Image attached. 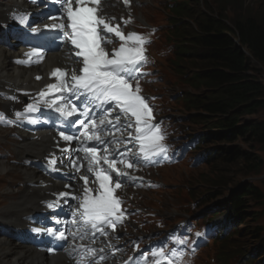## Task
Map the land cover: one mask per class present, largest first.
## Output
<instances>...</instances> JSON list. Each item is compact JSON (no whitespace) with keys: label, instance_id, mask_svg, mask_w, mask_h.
I'll return each instance as SVG.
<instances>
[{"label":"snow or ice","instance_id":"1","mask_svg":"<svg viewBox=\"0 0 264 264\" xmlns=\"http://www.w3.org/2000/svg\"><path fill=\"white\" fill-rule=\"evenodd\" d=\"M52 2L59 5L60 15L49 17L51 23L44 24L42 28H33L31 31L43 33L46 30L49 34H63L65 42H70L74 46L75 51L71 55L75 59L76 67L71 72L59 67L54 69L50 76L55 78V82L47 84L40 90L39 99L26 104L23 111L16 112L15 120L8 119L4 113H0V123L21 122L30 114L38 112L42 105L54 109L60 118H71L64 119L63 123L68 128H75L80 134L60 131V139L68 145L60 151L62 154H68L66 157L68 166L74 172H79L84 167L82 164L78 166L80 160L86 161V170L94 176V179L90 180L89 175H80L78 178L83 181V187L79 195L71 192L57 193L55 194L57 202H48L47 207L50 209L59 207V202L67 203L68 198L76 200L78 203L74 217L78 219L74 218L72 223L80 224L85 228V232L91 229L93 237L96 233L107 236L106 229L108 227L115 229L116 224L124 216V210L121 208L122 200L116 194L123 186L122 178L129 177L127 170L133 169L139 160L131 149L120 151L119 142L110 149L111 142L106 141L104 136L111 133L99 134L101 126L112 127L115 122V124L127 123L129 128L134 127L136 134L133 136L129 132L128 136L131 139L125 143L136 141L139 145V153L145 160L166 151L160 126L154 123L152 108L141 95L139 85L140 68L147 59L145 45L150 41L135 31L125 34L119 24L112 23L114 17L107 18L100 15L101 0H52ZM124 3L128 4L129 0H124ZM130 21L131 17L124 23ZM113 38H118L119 47L108 51L106 45L111 44ZM26 55L30 57L29 63L33 62L31 58H35L37 63L44 59V52L39 48L32 49ZM24 62L18 61V63ZM5 98L15 99L12 96ZM113 114H115L114 121L109 119ZM122 116L125 118L123 122ZM28 122L38 121L29 119ZM73 141L81 143L96 141L104 147L99 149L85 146L82 149L83 157L79 154L80 149H76V159H73L70 154ZM58 162L63 164L64 157L58 158L53 154L47 164L52 170L60 171L61 169L56 167ZM72 178L77 177L73 175ZM65 187L71 188V185ZM56 223L60 221L57 220ZM34 231L40 230L34 229ZM45 231L59 240H67L65 232L57 228H48ZM71 235L75 237L80 233L73 232ZM199 235L197 233V236ZM80 239H85V236L80 235ZM65 251L70 258L73 252L77 251L82 257L94 258L96 255L95 248L84 244ZM152 255L164 257L165 253L160 249L154 251ZM180 258L182 259V254ZM104 259L103 256L99 261L90 259L89 264H100ZM135 259L136 264H140L143 254ZM74 264H83V260H74ZM167 264H175V262L168 260Z\"/></svg>","mask_w":264,"mask_h":264},{"label":"trees","instance_id":"2","mask_svg":"<svg viewBox=\"0 0 264 264\" xmlns=\"http://www.w3.org/2000/svg\"><path fill=\"white\" fill-rule=\"evenodd\" d=\"M207 4L201 0H172L168 6L169 62L188 87L183 92L187 109L195 108L207 128L218 129L213 142L240 140L241 145L213 152L214 158L244 173L249 167L259 171L263 165L260 152L264 148V119L256 116L264 109V83L250 60L254 58L264 68V0H260L258 14L245 18H230L220 3L219 8ZM263 202L260 188L244 184L232 213L240 223L254 216L253 222L258 221L257 212L249 209ZM256 230L260 228H251L247 234L235 229L233 237H260ZM232 252L224 250V263Z\"/></svg>","mask_w":264,"mask_h":264},{"label":"rangeland","instance_id":"3","mask_svg":"<svg viewBox=\"0 0 264 264\" xmlns=\"http://www.w3.org/2000/svg\"><path fill=\"white\" fill-rule=\"evenodd\" d=\"M140 1V0H139ZM138 1V2H139ZM143 4L141 7L136 3L134 13L139 15L142 19V24H155L159 26L158 31V42L154 43L155 47V57L160 60L162 65L156 69L154 75L158 77L155 80L157 83L153 85V87L149 90L150 92L159 93L164 101V106H162V111L165 115L171 117V121L175 124L176 129L179 132V136L182 139H191V130L195 126L193 123V119H190L188 114H191V117H196L193 113L199 114L196 112L195 108H189L185 110L182 107V102L177 99L178 91L181 88L179 77H177L176 73L172 69V64L168 61V59H164L160 57V54L164 52V48H168L167 36L165 35V23H167L168 11L167 8L170 6L172 0H142ZM200 1V0H199ZM204 4H210L213 8H219V3L225 7L226 13L230 18H236V16L240 17H249L251 15H256L260 12V0H201ZM218 1H220L218 3ZM116 4V3H115ZM115 4L111 6L115 7ZM207 4V5H208ZM210 7V6H209ZM207 9V7H204ZM169 10V9H168ZM139 11V12H138ZM121 12V11H120ZM126 13V10L124 11ZM138 22H141L137 18ZM168 33V32H167ZM250 56V55H249ZM174 57V56H173ZM251 57V56H250ZM250 60L251 65L257 70L256 74L264 83V68L258 61H255L254 58L251 57ZM187 62H191L186 60ZM193 67V66H191ZM152 70L154 68H151ZM190 71H194L193 68H190ZM190 73V72H189ZM183 83V82H182ZM182 85V84H181ZM184 85V84H183ZM182 85V89L185 87ZM190 85V84H187ZM186 86V85H185ZM187 87V86H186ZM1 105V103H0ZM191 111V112H190ZM257 118L264 119V109L261 110L257 116ZM252 117H249V119ZM3 133L0 132V159H5L4 157L10 158V161L15 163L17 156H21L22 152L17 151L16 145L20 141H16L12 147V154L4 148V145L11 146V139H15L11 136V132L9 130H3ZM4 134V136H2ZM4 139V140H2ZM16 140V139H15ZM230 149L232 146L241 145L240 140L237 139L234 143H225ZM245 148L249 146L246 144H242ZM207 147H211L208 144ZM9 148V147H8ZM207 150V149H205ZM255 151V150H254ZM30 153V152H26ZM263 156V165L260 170L257 171L254 168L249 167V172L244 173L241 171L242 169L234 168L232 165H227L226 163L218 162L215 158L211 159L208 162H195V156H192V159L187 162H181L178 169H170L165 168L161 170V174L158 175V179L161 181H165L167 186H161L156 191L148 192L146 195L148 197L151 196V199L156 200L158 203L156 204L159 209L160 216L165 221V226H173L175 225L180 218H184L182 215L184 213H190L188 215L191 218H196L201 222L204 214L206 213V209L213 206H219L222 202L225 203L228 198H226L227 194H229L232 190H234L237 185L247 184L249 186H257L264 193V148L260 152ZM12 155V156H11ZM229 169L233 171L229 172ZM229 172V173H225ZM16 180V179H15ZM22 179L18 180L17 185L22 186ZM236 198L237 195H234ZM210 200L207 202V200ZM247 201L249 199H246ZM207 202V203H206ZM264 204V202H263ZM255 206V207H254ZM254 208V209H253ZM254 210L260 214V222H256L262 224L264 227V206L255 204L249 210ZM184 212V213H183ZM178 214V215H177ZM203 214V215H201ZM256 217H252V222ZM250 221V222H251ZM245 221V223L241 224V227H249L254 223H250ZM5 230V229H4ZM247 234V233H246ZM240 236H236L233 238L232 244H229L227 248L228 251L234 249V244L240 241V244L243 246L244 250L250 251L252 247L259 246L260 242L252 240L250 242L249 237H242L240 240ZM243 241V242H242ZM227 242V241H226ZM228 243V242H227ZM217 250L218 256L220 257L221 252L225 249L222 247L219 242L211 243L210 246L201 253V256L194 260V264H213L212 257ZM263 253V252H262ZM235 259L228 262L227 264H239L240 260L234 253ZM259 256L256 259H252L255 264V260H261L260 256L264 254H258ZM260 257V258H259ZM216 264H220L219 261Z\"/></svg>","mask_w":264,"mask_h":264},{"label":"bare ground","instance_id":"4","mask_svg":"<svg viewBox=\"0 0 264 264\" xmlns=\"http://www.w3.org/2000/svg\"><path fill=\"white\" fill-rule=\"evenodd\" d=\"M108 3L116 4L115 7H113ZM142 4L143 1L140 2V7ZM12 6L21 8L23 7V4L19 3V0H0V22H5L7 20V12L11 10ZM126 6L128 5L124 4V0H120V2L119 0H107L104 4V13L116 14L121 11L120 7L124 8ZM122 10V12H124V9ZM136 14L137 13H133V17L138 16ZM11 43H14V40ZM147 44L145 45L146 56H153V47L147 46ZM163 48L165 50L160 54V57L166 60L168 59L169 54L172 53V50L166 49V47ZM17 54L18 49L16 47H9L5 43H0V90H6L9 87L32 88L33 86L40 89L48 83V80L43 78L40 82H38L35 79L36 76H44L45 74L48 75L54 68L58 67L62 61L59 52H57L48 56L44 64L38 68H23L15 65L12 61ZM159 65H162L160 60H158V66H156L155 69L152 71L144 70L143 72L148 75L154 74ZM177 99L180 101L184 100L182 96H177ZM3 102L1 101L0 109L6 107L5 103L7 102ZM182 107L185 110H188L186 104H182ZM164 122L165 128L170 127V129H172L176 127L170 120H165ZM154 123H159V119L154 117ZM3 130L4 128H0L1 133H3ZM20 133L23 139L21 141L18 140L20 142L16 145V147L17 151L22 152L21 156H17L18 158L15 163L11 162L8 157L0 159V264H69L63 253H49V251L45 248L35 247L34 245L31 246L30 244H23L15 238L17 230H21L26 227V216L40 209L41 200L51 198L47 192L56 190L60 191L63 186L62 183H52L50 180H47L36 168L27 164L30 159H39L47 152L52 151L55 146V134L53 132L42 133L39 135V139L33 140L30 136L25 135L23 132ZM2 136H4V134H2ZM11 141V146H3L9 150L10 154H12V147L17 139H11ZM191 141L194 142L193 140ZM207 146L208 144H204L198 147L197 144L192 145L191 143L190 145L185 144L181 148L173 147L171 150H173L176 154L177 159L174 161L161 162L160 164L162 167L178 169L181 162L184 163L190 161L192 156L197 157L198 155H202L204 153L212 154L211 152L213 148L210 147V149H208ZM166 152H169V150ZM211 156L212 157H209V159L201 158L199 161L202 163L208 162L214 158V155ZM161 168L158 167L156 169L152 163L150 171L147 174L149 176V180L157 179L161 182V186H167L165 181H161V179L156 178L157 173L161 174ZM19 179H22L20 182L23 184L22 186L17 185ZM40 179H43V182L48 183V187H31L32 182L40 183ZM238 194L239 193L235 190H232L229 193V195L232 196ZM4 229L9 232L6 233Z\"/></svg>","mask_w":264,"mask_h":264},{"label":"clouds","instance_id":"5","mask_svg":"<svg viewBox=\"0 0 264 264\" xmlns=\"http://www.w3.org/2000/svg\"><path fill=\"white\" fill-rule=\"evenodd\" d=\"M219 143V142H218ZM218 143H216V144H218ZM226 142H220L219 144H225ZM226 145V144H225Z\"/></svg>","mask_w":264,"mask_h":264}]
</instances>
